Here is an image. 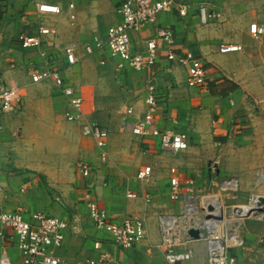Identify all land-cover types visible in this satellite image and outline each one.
Listing matches in <instances>:
<instances>
[{"label": "crops", "instance_id": "obj_1", "mask_svg": "<svg viewBox=\"0 0 264 264\" xmlns=\"http://www.w3.org/2000/svg\"><path fill=\"white\" fill-rule=\"evenodd\" d=\"M52 1L60 10L56 16L38 14L28 0H0V88L14 89L19 96L10 113H0V186L5 193L4 206L9 210H22L29 220L34 215L43 214L67 221L69 228L64 233L62 247L57 251L63 258L97 260L105 253L109 255L111 264H165L158 248L160 234L156 215L159 209L154 199L166 195L169 204L172 182L186 176H152L146 183L137 180L138 183H133L135 176H125L122 168L148 166L154 171L159 161H164V156H173L159 152L156 139H142L132 133V126L145 111L146 85L152 82L158 92L155 126L185 133L189 147L191 142L194 144L192 158L197 161L206 159L208 168L214 164L213 167L221 172L222 162L227 158L240 162L243 149L248 151V140H253L249 145L251 148L256 144V136L264 134V84L260 64L264 59V44L253 43L264 41H254L253 30L247 36L231 33V27L222 24L223 17L206 25L199 24L196 3L186 17L170 11L131 35L133 50L141 52L145 39L156 28L171 29L173 50L177 53L191 51L207 65L209 85L204 92L186 85L187 69L168 62L164 50L159 52L156 65L142 72L131 71L126 66L118 69L117 62L110 59L104 66H99L97 63L105 55H83L85 43L93 37L104 38L106 30L118 22L115 5L120 0ZM201 1L223 16V10L210 5L212 1ZM258 1L261 14L256 25L264 24V0ZM70 4L73 9L69 8ZM70 15L74 16L73 21ZM39 27H47L52 32L47 40L53 44L49 50L54 53L58 67L65 66L63 49L72 44L77 46L79 61L66 69L64 76L84 99L85 115L81 122L66 121L67 100L50 81L33 83L29 77L31 69L41 65V60L36 50H23L18 38L23 34L36 36ZM225 45H238L241 50L220 53V46ZM97 67L111 72L115 82L123 87L117 98L108 92L97 98L95 103L92 79ZM226 83L235 85L237 89L223 98L213 94ZM212 87H215L213 91ZM122 103L126 104L123 111L120 109ZM126 108L133 109V116L123 120ZM116 111H122V115L115 122L99 119L108 114L114 117ZM83 122H96L107 129L109 139L105 161H101L94 141L82 134L80 126ZM240 143L243 148H240ZM46 148L58 150L55 152L57 156L66 157L61 165L75 162L79 156L88 157L91 164H79L82 175L78 183L82 197L79 204L82 209L78 208L79 204L75 205L76 201L51 196L38 177L47 176L49 171ZM82 165L89 168L86 177L82 173ZM58 176L64 175L60 173ZM234 177L243 180L245 176ZM251 177V180H257L256 176ZM259 187L264 190V186ZM87 191L111 220H121L130 215L142 218L146 230L144 240L130 250L113 245L111 236L95 228L89 219L84 198ZM122 191L127 204L118 196ZM128 191L136 193L138 199H127ZM145 194L151 195L149 204L143 200ZM85 210L87 215L78 214H84ZM97 240L103 243L101 252L93 251V243ZM189 249L191 258L185 264H206L200 245L192 244ZM260 253H264V245H260L258 239L243 241L242 249L235 251L238 264H254Z\"/></svg>", "mask_w": 264, "mask_h": 264}, {"label": "built area", "instance_id": "obj_2", "mask_svg": "<svg viewBox=\"0 0 264 264\" xmlns=\"http://www.w3.org/2000/svg\"><path fill=\"white\" fill-rule=\"evenodd\" d=\"M35 6L40 15L56 16L60 14L59 7L52 0H28ZM196 3V18L201 25L218 21L222 15L208 7L201 0H120L115 5L118 22L106 30L104 38L93 37L82 47L85 57L105 55L98 62L104 66L106 60L117 62V68L128 67L134 72H142L152 68L157 63L159 52H165L168 62L187 69L186 85L200 91L208 90V67L200 57L191 51L175 52L173 50L174 36L171 29L156 28L152 35L145 39L144 49L135 52L132 47L131 35L139 32L147 24L159 16L175 11L178 16L186 17L190 8ZM73 9V5H69ZM70 20L74 16L70 15ZM52 32L47 27H39L36 36L21 35L18 44L23 50L34 49L38 52L41 65L31 69L29 77L33 83L50 81L68 104L65 119L70 123H78L84 117V99L70 85L64 76V71L77 64V46L72 44L63 49V67L57 66L54 53L49 50L53 44L47 40ZM254 41H264V24L256 26ZM241 50L238 45L220 46V53H233ZM264 67V59L262 60ZM19 101L17 91L0 88V113L8 114L12 104ZM145 111L143 116L132 126V133L142 139L153 138L157 141L159 152L177 155L189 147L188 137L169 129H159L155 126L158 112V92L152 82H148L145 90ZM123 120L133 116V109L126 108ZM83 135L89 136L100 151L101 161L107 159L106 149L109 133L107 129L96 122L81 124ZM82 173L86 177L89 168L82 165ZM151 167H142L136 172V180L148 182L152 177ZM257 177V182L264 186V170ZM256 186V185H255ZM253 186L245 201L241 202L238 192L242 181L238 177H218L206 190L198 187L197 181L189 176L172 182L169 200L177 204V209L169 214H159L157 217L160 241L158 248L165 264H185L191 258L190 245H200L204 251L207 264H238L235 251L242 249L243 240L239 230L246 221L261 220L264 217V190ZM4 189L0 186V264H14L8 250L18 254L20 264H111L108 254L100 258L86 260H69L57 254L64 240V233L69 223L43 214L34 215L31 220L20 210H9L4 206ZM85 205L92 225L111 236V243L122 250H130L146 236L145 224L142 218L128 216L121 220H111L106 211L98 205L90 192H85ZM129 200L138 199L134 192H126ZM146 204L151 202V195L145 194ZM211 208V209H210ZM199 232L198 239L188 235L190 230ZM264 245V236L259 240ZM103 243L97 240L93 243V251L101 252Z\"/></svg>", "mask_w": 264, "mask_h": 264}, {"label": "rangeland", "instance_id": "obj_3", "mask_svg": "<svg viewBox=\"0 0 264 264\" xmlns=\"http://www.w3.org/2000/svg\"><path fill=\"white\" fill-rule=\"evenodd\" d=\"M209 1H212L210 5L213 8L223 10L222 20L224 21L222 24L226 23L227 26H230L231 33L237 32L240 35L246 34L247 36L251 34L252 30H255L257 26L255 23L258 22V16L259 14H261V6L259 5L258 0H249L247 2H242V0ZM253 43L256 45L264 44V42ZM260 64L263 70L262 82L264 84V67L262 65V61L260 62ZM104 71V68L101 69L97 67L93 72L92 93L93 96H95V103L97 98H102L103 96H105L104 94H108V92L111 94V96L117 98V95L119 94L121 89H123L122 86L118 85L115 82L116 80L113 78L111 72ZM125 105V103L121 104L120 109L122 111ZM122 111H116V116L114 117H110V114H108L103 118L99 117V119L115 122L117 118L119 119L120 114L122 115ZM112 125H114V123ZM255 140L256 144H253L251 148H249V145L250 143L252 144L253 140H251V142L248 140V151L246 152L243 149V151L241 152L242 158L240 162L229 160V158H227L226 161L222 162V164L220 165L221 172H218L216 170L217 167H213L214 164H211L210 168H208L206 159H201V161L193 159L191 155V148L194 146V144L193 142H191L190 147L185 152L176 156H164V161H159L158 165L154 168L152 176H193V178H195V180L197 181L198 187L201 190L208 189L211 183L216 178H218L219 175L245 177L248 176V178L244 177L243 180L240 179L242 181V187L238 192V198L241 202H243L246 200L248 192H250L251 188L255 186V184H257L256 186L258 187L260 186L257 180H251V176H260V174L264 170V134L259 133L256 136ZM241 142H243L244 144V141ZM243 144L240 143V148L244 147ZM56 151L58 150L52 151L50 148H46L45 152L49 171L47 173V176L38 177L42 179L48 193L51 196L58 195L63 197L65 200L70 199L71 201H76L77 203H75V205L77 206L82 199V197H80L81 192H79L80 188L78 187V183L82 179V175L79 171V164L82 162L89 163L87 159L88 157L79 156L75 162H64L61 165L66 157L57 156L55 154ZM116 159L118 160V157ZM122 168L125 170V176H136V171L138 170V168L133 169V167L127 166H122ZM115 169L118 175L119 172L117 168ZM60 173H62L64 176H58ZM132 179L133 183L137 182L135 177ZM256 186L255 188L257 189ZM118 196L121 197V200L124 204L128 203V201L125 200L124 191L119 192ZM154 202L159 209L156 217H158L159 214H169L173 212L174 209H177V204H173L169 201V204L167 203L166 195H160L156 197L154 199ZM78 208L82 209L83 207L80 205L78 206ZM78 214L83 216L87 215L86 210L84 214L80 212H78ZM239 236L244 242H254L257 241V239L260 240V238L264 236V217L261 220L246 221L243 224V227L239 230ZM0 252H2L1 248ZM6 253L8 254V256H10L14 264H20L16 251L11 249ZM258 258L259 259L254 261V264H264V253H260L258 255Z\"/></svg>", "mask_w": 264, "mask_h": 264}, {"label": "trees", "instance_id": "obj_4", "mask_svg": "<svg viewBox=\"0 0 264 264\" xmlns=\"http://www.w3.org/2000/svg\"><path fill=\"white\" fill-rule=\"evenodd\" d=\"M215 87H212L211 90L213 91ZM237 87L233 84H230V83H226L224 84L222 87H219L217 88L216 91H213V94L223 98V97H226V95L229 93V92H232L234 90H236Z\"/></svg>", "mask_w": 264, "mask_h": 264}, {"label": "water", "instance_id": "obj_5", "mask_svg": "<svg viewBox=\"0 0 264 264\" xmlns=\"http://www.w3.org/2000/svg\"><path fill=\"white\" fill-rule=\"evenodd\" d=\"M211 209V208H210ZM188 235L190 236V237H192V238H194V239H198V237H199V232L197 231V230H190L189 232H188Z\"/></svg>", "mask_w": 264, "mask_h": 264}]
</instances>
